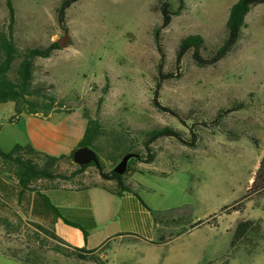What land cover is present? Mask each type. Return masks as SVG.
<instances>
[{
	"label": "rangeland",
	"instance_id": "obj_1",
	"mask_svg": "<svg viewBox=\"0 0 264 264\" xmlns=\"http://www.w3.org/2000/svg\"><path fill=\"white\" fill-rule=\"evenodd\" d=\"M14 1L20 47L48 46L66 31L70 34L67 48L36 61L41 67L38 76L54 84L55 93L67 100L65 111L86 109L96 117L102 99L100 118L111 136L121 127L131 133L164 126L181 131L187 140L193 133L199 136L194 147L159 139L154 143L156 162L138 163L136 169L174 170L167 180L151 175L141 179L155 187L159 199L172 204L171 208L176 204V190L187 188L191 205L183 214L184 222H205L202 234L210 246L207 264H264V195L244 199L264 157V4L254 6L246 16L247 27L233 51L216 65L202 68L192 51L176 64L181 40L199 34L209 51L219 48L226 38L230 8L238 0H186L181 14L160 31L166 53L161 70L154 37L162 20L160 0H80L67 10L63 24L56 14L62 0ZM169 1L177 7L176 0ZM7 21L6 1L0 0V24ZM202 55L207 57L208 51ZM160 70L174 77L160 80ZM158 83L161 104L186 117V125L153 105ZM240 102L246 107L227 115L220 128L206 125L220 108ZM14 114L13 103L0 105V148L4 152L23 138L19 123H9ZM112 166L105 161L106 171ZM61 169L70 170L71 165L63 163ZM101 180L91 168L73 184L81 187ZM236 205L238 211L223 212ZM229 226L233 229L228 230ZM214 247H219L216 253ZM0 264L26 263L0 255Z\"/></svg>",
	"mask_w": 264,
	"mask_h": 264
},
{
	"label": "crops",
	"instance_id": "obj_2",
	"mask_svg": "<svg viewBox=\"0 0 264 264\" xmlns=\"http://www.w3.org/2000/svg\"><path fill=\"white\" fill-rule=\"evenodd\" d=\"M86 125L80 109L48 117L22 116L17 127L23 138L21 143L14 141L13 146L31 145L55 157L70 155L83 139ZM136 170L127 181V189L120 194L109 190L113 188L112 181L103 180L85 187H77L74 182L38 181L30 190H23L17 179L3 172L0 255L25 263L37 254L38 260L47 264H99L69 259L53 251L44 253L41 241L45 234L40 231L41 226L70 246L95 252L105 264L209 263L208 237L202 234L205 222H184L183 214L190 211L191 205L187 188L176 190V204L171 208L172 204L165 205L159 199L155 187L141 179L151 175L167 180L174 176V171ZM214 220L217 225V218ZM217 250L219 247L213 248L214 253Z\"/></svg>",
	"mask_w": 264,
	"mask_h": 264
},
{
	"label": "trees",
	"instance_id": "obj_3",
	"mask_svg": "<svg viewBox=\"0 0 264 264\" xmlns=\"http://www.w3.org/2000/svg\"><path fill=\"white\" fill-rule=\"evenodd\" d=\"M8 9V21L6 25L0 24V105L5 103H13L15 115L9 120L10 124L19 123L22 116L40 115L48 117L53 113L70 114L74 110L65 111L67 100L61 98L55 93V86L38 76L41 67L36 64L38 59H48L55 51L61 50L58 42H53L48 46H27L20 47L15 36V25L17 22V8L14 0H5ZM80 0H62L56 9L58 21L63 24L67 10ZM186 0H176L177 7L169 0H160L158 9L162 15L160 27L154 29V37L156 45L161 54L160 69L162 70L166 53L160 43V31L168 27L174 16L181 14L185 7ZM259 4H264V0H238L229 11L226 22V38L223 44L214 50H208L205 39L199 34L188 35L183 38L179 44L176 53V64L179 65L184 56L193 52V57L199 67L206 68L216 65L218 62L226 58L229 53L237 46L239 40L243 36V29L247 27L246 16L251 9ZM208 51L207 57H203V52ZM160 70V80L173 78V74L163 75ZM107 86L104 92L107 91ZM161 84H156L153 105L162 112L178 118L186 125V117L176 110L165 107L159 100ZM102 99L98 103L97 116L84 109L83 117L86 120V131L83 139L70 155H62L59 157L50 156L37 151L31 145H16L9 152H4L0 148V175L3 172L9 174L8 177H14L18 181V185L23 190H30V186L38 181H76L80 176L89 169L95 168L103 181H112L113 188H109L113 193L120 194L127 189L128 176L136 172V165L141 162L155 163L158 154L154 148V143L162 138H170L179 141L190 147L196 146L199 136L193 133L190 140L185 139L183 133L169 126L155 127L149 129L137 130L126 133L121 127L115 135L108 134V131L100 118V109ZM242 102L230 108H220L215 118L206 125L214 128H220L222 120L229 114L245 108ZM192 119V117H190ZM196 120L192 125L196 126ZM192 126V127H193ZM1 130V125H0ZM230 136V131L226 132ZM111 136V138H110ZM88 147L96 154L100 162V166L91 162L86 165L79 166L74 162V153L80 148ZM129 153L139 155V158L131 160L129 171L124 175L114 172V167L121 159ZM105 161L113 163L112 168L106 171ZM68 163L71 165L70 170H62L61 165ZM174 171V170H173ZM92 185V184H89ZM87 185L81 186L85 187ZM255 195H264V157L260 162L259 168L255 174L254 181L248 189V193L244 199H250ZM239 205L226 208L223 212L238 211ZM215 219V217L211 218ZM246 222L239 224L245 225ZM200 224H196L199 226ZM194 226V227H196ZM40 231L45 234L41 241V247L44 253L53 251L69 259L93 260L99 264H105L95 252H89L70 246L54 232L39 227ZM37 254L26 259L27 264H47L41 260Z\"/></svg>",
	"mask_w": 264,
	"mask_h": 264
},
{
	"label": "water",
	"instance_id": "obj_4",
	"mask_svg": "<svg viewBox=\"0 0 264 264\" xmlns=\"http://www.w3.org/2000/svg\"><path fill=\"white\" fill-rule=\"evenodd\" d=\"M71 43L70 34L68 31L65 32L64 37L58 40V44L61 49L67 48ZM139 158L138 154L129 153L126 154L121 161L114 167V172L119 175H124L129 171L130 163L132 159ZM74 162L79 165H86L91 162H94L96 165L100 166L99 159L97 154L88 147H83L75 151L74 153Z\"/></svg>",
	"mask_w": 264,
	"mask_h": 264
}]
</instances>
